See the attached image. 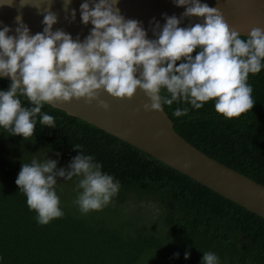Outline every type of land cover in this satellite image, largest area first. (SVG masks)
<instances>
[{"label":"trees","instance_id":"trees-1","mask_svg":"<svg viewBox=\"0 0 264 264\" xmlns=\"http://www.w3.org/2000/svg\"><path fill=\"white\" fill-rule=\"evenodd\" d=\"M247 83L253 106L239 116L217 113L214 99L200 109L186 102L163 108L185 140L264 185V68ZM9 84L0 78V89ZM176 107L189 110L176 117ZM41 111L55 127L41 126L37 116L27 139L0 128V264H201L203 252L217 264H264V217L64 110L45 103ZM77 144L120 181L119 190L106 206L81 214L73 203L78 178L57 177L63 215L38 224L15 184L21 165L47 157L67 168Z\"/></svg>","mask_w":264,"mask_h":264},{"label":"clouds","instance_id":"clouds-1","mask_svg":"<svg viewBox=\"0 0 264 264\" xmlns=\"http://www.w3.org/2000/svg\"><path fill=\"white\" fill-rule=\"evenodd\" d=\"M11 2L0 0V4ZM20 2L23 6L28 0ZM70 2L64 0V8L74 20L76 10L68 9ZM173 2L185 6L182 17H203V23L180 27L175 15L162 14L164 24L155 21L156 38L149 39L142 22L120 13L118 0H83L81 23L93 25L83 41L62 29L53 31L57 16L48 9L43 11L41 32L30 34L20 14L15 17V35H9L10 26L0 27V78L10 77L7 89H0V128L27 139L33 135L37 116L41 126L55 127L53 116L41 111L53 101L84 98L107 110L110 105L99 99L101 89L112 97L131 98L139 88L149 98L143 104L147 111L184 102L200 109L210 99L225 118L251 109L252 86L247 79L264 68V29L253 27L242 39L217 7L201 0ZM194 49L199 50L193 56ZM22 97L30 106L22 105ZM188 110L176 107L172 115L180 117ZM74 148L81 151L67 168H57V159L47 157L21 165L15 184L28 208L35 210L38 224L63 215L54 187L57 177L78 178L73 203L81 214L106 206L119 190L120 181L102 172L94 155L85 154L78 144ZM189 255L185 251L184 258ZM201 264H217L216 255L203 252Z\"/></svg>","mask_w":264,"mask_h":264},{"label":"water","instance_id":"water-1","mask_svg":"<svg viewBox=\"0 0 264 264\" xmlns=\"http://www.w3.org/2000/svg\"><path fill=\"white\" fill-rule=\"evenodd\" d=\"M82 2L83 0H71L68 9L76 10L75 19L71 20L70 11L64 8V0H28L23 6L20 0H12L10 5L0 4V27L10 26L9 35H15V17L20 14L30 34L41 32L44 27L41 23L43 11L48 9L57 16V21L52 26L53 31L62 29L71 34L73 39L83 41L93 25L81 23L79 5ZM201 2L217 7L230 29L238 31L241 36H246L253 27L264 29V0ZM116 6L126 19L142 22L149 39L156 38L153 32L155 21L161 26L164 24L162 14L175 15L180 19V27L203 23V17H182L185 6H177L173 0H118ZM3 78L10 80L7 76ZM99 99L105 100L110 105L109 109L100 107L96 100L88 103L84 98L48 104L146 151L228 200L264 217V185L211 158L185 140L175 130L163 106L161 110H145L143 104L149 98L143 90L137 88L131 98H116L101 89Z\"/></svg>","mask_w":264,"mask_h":264},{"label":"rangeland","instance_id":"rangeland-1","mask_svg":"<svg viewBox=\"0 0 264 264\" xmlns=\"http://www.w3.org/2000/svg\"><path fill=\"white\" fill-rule=\"evenodd\" d=\"M142 208H143L142 209L143 211L145 210V213L146 214H148L150 212V209L148 207L146 208L145 206H143Z\"/></svg>","mask_w":264,"mask_h":264}]
</instances>
